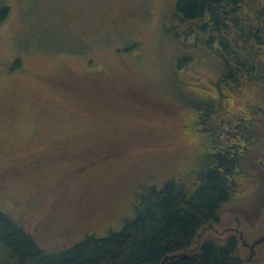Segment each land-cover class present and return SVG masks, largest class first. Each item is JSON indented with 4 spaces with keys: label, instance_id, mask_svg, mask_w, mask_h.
<instances>
[{
    "label": "rangeland",
    "instance_id": "rangeland-1",
    "mask_svg": "<svg viewBox=\"0 0 264 264\" xmlns=\"http://www.w3.org/2000/svg\"><path fill=\"white\" fill-rule=\"evenodd\" d=\"M175 2L0 0L8 7L0 20L7 229L23 226L50 250L105 236L134 218L152 186L183 159L174 113L193 101L171 74L179 49L170 21ZM258 122L264 151V114ZM257 164L242 202L208 233L235 235L246 264H264V243L252 253L239 234L250 243L264 234V152ZM5 234L0 225V245ZM3 251L0 264H15Z\"/></svg>",
    "mask_w": 264,
    "mask_h": 264
},
{
    "label": "trees",
    "instance_id": "trees-1",
    "mask_svg": "<svg viewBox=\"0 0 264 264\" xmlns=\"http://www.w3.org/2000/svg\"><path fill=\"white\" fill-rule=\"evenodd\" d=\"M7 11L0 4V20ZM171 12L179 48L171 74L177 91L193 101L174 113L185 138L183 159L120 230L92 233L66 248L46 249L23 226L7 229L0 212L6 227L0 252L15 264H246L235 235L208 233L259 173L264 0H176Z\"/></svg>",
    "mask_w": 264,
    "mask_h": 264
},
{
    "label": "flooded vegetation",
    "instance_id": "flooded-vegetation-1",
    "mask_svg": "<svg viewBox=\"0 0 264 264\" xmlns=\"http://www.w3.org/2000/svg\"><path fill=\"white\" fill-rule=\"evenodd\" d=\"M231 229V228H229ZM237 230V229H235ZM264 237L263 235H260L257 239H255L252 243L245 241V239L243 240V244L246 245L247 247H249L251 249L252 253H255V248L260 245L261 243H264V241L260 242V239H262Z\"/></svg>",
    "mask_w": 264,
    "mask_h": 264
},
{
    "label": "water",
    "instance_id": "water-1",
    "mask_svg": "<svg viewBox=\"0 0 264 264\" xmlns=\"http://www.w3.org/2000/svg\"><path fill=\"white\" fill-rule=\"evenodd\" d=\"M240 239L243 241L244 240V236L243 233L240 231ZM264 241V237L262 239H260V242Z\"/></svg>",
    "mask_w": 264,
    "mask_h": 264
}]
</instances>
